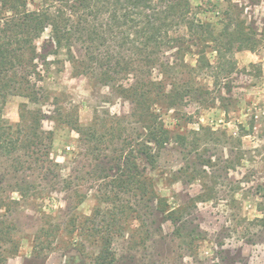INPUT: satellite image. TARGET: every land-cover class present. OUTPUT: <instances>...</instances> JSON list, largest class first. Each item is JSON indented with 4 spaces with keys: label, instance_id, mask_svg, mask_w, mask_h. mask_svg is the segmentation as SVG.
I'll list each match as a JSON object with an SVG mask.
<instances>
[{
    "label": "trees",
    "instance_id": "obj_1",
    "mask_svg": "<svg viewBox=\"0 0 264 264\" xmlns=\"http://www.w3.org/2000/svg\"><path fill=\"white\" fill-rule=\"evenodd\" d=\"M191 13L189 0H0V90L12 84L23 88L31 102H40L42 95L36 81V75L40 76L36 63L39 52L35 42L50 27L56 46L68 51L76 75H97L96 69L101 68L100 81L116 85L120 96L132 105L124 115H101L97 111L86 124L75 111L59 112V119L79 134L92 163L82 175H69L65 180L64 190L72 193L65 206H59V213L53 207L42 211L46 219L33 239L36 257L54 251L56 240L64 234L69 239L62 240L80 252V264H179V250L188 252V264L240 262L236 254L224 248L223 241L211 238L196 223L193 207L205 201L206 194L172 205L168 196L161 193L159 179L147 170L148 166H160L164 151L178 150L186 158L187 154H195L196 160L190 165L189 156V164L180 168V174L173 179L192 181L202 176L205 170L200 164L208 165L210 161H202L199 131H193L191 139L189 134L170 128L162 114L194 102L208 106L216 99L208 96L210 93L203 87H194L192 80L163 81L153 77L156 66L161 65L167 76L185 67L191 76L205 72L218 80L231 68L229 53L255 50L264 42V34L258 39L260 34L239 17L235 20L230 9L224 12L219 28L196 21ZM182 26L185 33L174 35ZM187 34L197 40L195 51L186 43ZM73 42L84 46L82 56L75 55ZM171 47L179 48L177 59L162 60L163 49ZM209 51L216 53L215 61L209 58ZM188 53L195 56L194 65L185 61ZM25 57L31 69L24 81L18 78L16 68L24 64ZM221 99L227 106V99ZM26 111L34 115L31 127L26 125ZM20 116L17 132L0 117V149L7 154L19 155L21 147L33 150L39 144L37 113L24 108ZM241 128L243 134H249L244 126ZM189 145L192 149L184 151ZM16 161L19 164L15 172L28 169L19 157ZM81 181L93 184L91 192L96 203L89 214L76 211L89 196L79 191ZM17 191L25 198L40 192L38 184L29 180L21 183ZM14 203L19 202L7 198L0 187V264H7V259L19 252L18 226L10 219ZM258 210L263 216L255 220L264 222V203H258ZM56 218L59 220L54 221ZM167 221L173 225L172 235L179 240L176 252L164 251L168 240L163 236V224ZM118 238L128 243L129 252L123 256L115 247ZM206 243L212 245L203 251ZM140 250L143 253L138 256ZM174 253L176 258L170 257Z\"/></svg>",
    "mask_w": 264,
    "mask_h": 264
},
{
    "label": "rangeland",
    "instance_id": "obj_2",
    "mask_svg": "<svg viewBox=\"0 0 264 264\" xmlns=\"http://www.w3.org/2000/svg\"><path fill=\"white\" fill-rule=\"evenodd\" d=\"M189 1L191 14L196 21L219 28L223 25L224 12L230 9L235 20L239 17L253 28L254 33L260 34L258 39L264 34V0ZM183 33L185 31L182 26L173 34ZM186 36V43L195 51L196 38L188 34ZM35 44L39 52L36 63L40 76L36 75V81L42 95L40 102H31L24 95L26 91L23 88H15L12 84L7 90H0V117L13 125V132L18 130L17 123L21 121L20 115L24 108L37 113L38 127L41 130L39 144L33 150L21 147L17 155L7 154L0 149V187L5 190L7 198L11 197L19 202L13 204L10 219L17 223L16 237L20 241V247L18 254L7 259V264H80V252L73 248V244L65 242L69 238L64 234L56 240L54 251L40 257L34 254L35 231L46 219L42 216V211L53 207L59 213V206L64 207L65 200H69L72 193L64 190L65 180L69 175H82L92 163L85 154L86 147L79 140V134L59 119V112L67 114L75 111L80 121L86 124L97 111L101 115L106 112L124 115L131 111L132 105L120 96L116 85L100 81L101 68L96 69L97 75H76L68 51L56 46L50 27ZM73 51L75 55L82 56L85 48L81 42H73ZM162 52L161 59L164 61H174L179 56L178 47L165 48ZM215 55L213 51L208 53L212 61H215ZM228 57L232 63L231 68L219 76L218 80L205 72L191 76L185 67L177 69L176 74L167 76L163 74L161 65L156 66L153 77L163 81L192 80L194 87H203L210 93L208 96L216 99L208 106L194 102L181 110H164L162 114L170 128L189 134L191 139L193 131H199L202 161H210L208 165L200 164L205 170L202 176L192 181L183 177L173 179L180 174V168L189 164V156L190 165L191 161L196 160L195 154H187L186 158L178 150L164 151L160 166L157 169L148 166L147 170L150 175L159 179L158 187L162 194L168 196L172 205L206 194L208 198L193 207L196 223L211 238L223 241L224 248L238 256V264H264V222L255 220L256 217L263 216L258 210V203H264V42H260L255 50H234ZM184 59L190 65L195 64L192 53L186 54ZM30 69L25 57L24 64L16 68L18 78L25 81ZM27 85L24 83V86ZM221 96L227 99V106L222 104L224 100ZM26 116V125L31 127L34 115L26 111ZM241 125L250 131L249 134H243ZM190 149L191 145L184 151L188 152ZM17 157L28 168L25 172L14 171L19 164ZM25 180L36 182L39 194L22 197L17 189ZM80 183L83 186L79 191L89 196L78 205L76 211L79 214H89L96 203L91 192L93 184L86 181ZM58 220L56 218L54 221ZM172 231L173 225L169 221L165 222L163 236L167 237L168 244L164 251L169 253L178 251L179 244ZM211 245L206 243L203 251L209 250L207 246ZM115 247L120 256L129 252L128 243L123 238L116 239ZM142 253L140 250L138 256ZM179 253L182 257H177L176 261L188 264L191 260L187 256L188 252L179 250ZM174 256L176 258L177 255L174 253L170 257ZM85 260L88 263L90 258Z\"/></svg>",
    "mask_w": 264,
    "mask_h": 264
}]
</instances>
